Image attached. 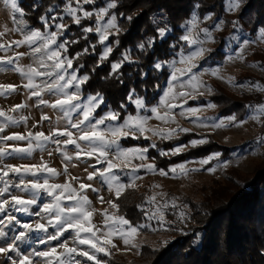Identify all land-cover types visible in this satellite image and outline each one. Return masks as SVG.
<instances>
[{
	"label": "snow or ice",
	"instance_id": "obj_1",
	"mask_svg": "<svg viewBox=\"0 0 264 264\" xmlns=\"http://www.w3.org/2000/svg\"><path fill=\"white\" fill-rule=\"evenodd\" d=\"M6 5H9L14 14H18L19 17H24L25 12L18 6L17 0H4ZM96 0H75V6L73 0H67L63 6V14L57 13L59 5H52L45 8L43 14L37 18V22L43 26V30L30 29L25 31L27 27L23 19L17 20L16 15H13L12 19L19 27L14 28L13 31H19L22 33V38L19 40H13L8 44H0V51L7 53L13 46L19 48L21 46H27L30 50V54L34 59L33 64L21 65L19 61L26 54L15 52L13 56L0 57V72H7L9 70L19 74L22 80H26V83L22 84V87L27 92V98H35L37 106L50 107L54 110L62 113L61 119L67 120V126L63 129H53L48 135L44 132H32L28 131L26 134L13 133L10 135H2L6 128L10 125H19L24 123L26 125L27 118L23 115L18 118L7 114L5 111L0 110V145H7V142H26V147L19 146H0V162L3 158L16 154L18 156H31L32 153L39 149L41 151L46 150L48 143H54L57 145L56 151L61 153L63 160L71 161L73 156H70L67 152V146L73 145L76 149L74 156L79 160L82 157L94 158L96 164L102 166V170L95 168L93 165V171L87 175V180L92 181L94 178L99 177L109 187V190L115 192L117 199L121 196L122 191L126 187H132L133 183L139 177L136 174L138 168L145 169L149 172H158L161 176H166L171 173L173 176L177 174L187 175L190 171H199L204 166L209 165L210 161L218 159L220 153L216 152L209 155L206 158H202L198 161H186L172 165L167 170L158 169L155 164H139L132 165L129 183L125 185L120 181V177L113 173V169L117 165L113 162L120 160L123 162L124 168L129 167L132 159H138L143 161L147 157L149 148H155L156 145L150 144L146 147H123L120 144L122 138L131 137L134 140H138L141 137L148 139L144 136L146 131H152L153 135L159 137L162 140H171L178 138V133H188L190 130L186 128H172L168 130H150L145 128V124L150 118H155L165 124L174 121V112L176 108H181L180 115L193 118L194 122L200 124V126H208L197 115L199 112L205 109H213L216 107L214 103H206L204 107H192L188 106V101L196 100L197 98L205 95L207 92L212 94V89L200 78L201 73L194 71L198 68L200 60L205 58L206 53L211 52V49H206L203 45L206 41L214 39L212 36L213 31L222 30L223 26L228 21L223 19V16L217 17L215 12L209 9L203 15V21H211L208 27L199 28L198 22L200 17L198 10L202 5L198 2L193 4V9L190 14V18L186 21L188 25L185 33L180 37V40L187 43V55H181L179 63L184 65L183 68L176 69L173 67L171 76L167 80V87L162 89V95L159 96L158 103L152 106L146 111H150L151 116L141 115L139 110L144 109V101L140 98L131 100L134 89L130 91L126 100H131L135 104L137 114L123 115L122 112L126 111L127 104L122 102L120 104V111L114 110L111 107L108 108L103 115L97 117L95 115L98 109H101L105 104V97L101 93L94 95L90 94L85 98H82L81 89L82 86L90 81L88 74L79 75L78 73L85 67L83 64L77 66L76 63L81 57L89 54V47H84L82 51H78L75 55L70 52V45H78L79 40L67 39L66 33L71 30L70 25L63 23L65 17L71 18V23L78 26L82 33L83 39L88 41V34L95 32L98 37V43L103 46V50L99 56L97 65L93 68V72L96 68L100 67L103 62L109 59L110 54L113 52V47L109 41V36H118L121 29L117 23L118 16L115 11L110 10L118 9V0H107L106 6H101L98 9L94 8L92 11L85 10V5H94ZM44 7L41 3L33 4V12L39 11ZM240 0H224L223 11L225 13H231L239 9ZM56 13V14H54ZM82 13V15H80ZM123 16V13L120 14ZM95 17V25L85 26L82 24L83 20H91ZM105 17H108L105 21ZM131 20V17H128ZM102 21H105L102 23ZM160 20L153 18L152 23L158 24ZM233 27V35L231 39H236L235 33L241 29L239 24V18L231 21ZM184 28L185 25H180ZM52 29H55L54 31ZM160 38H164L166 33L171 29L168 27H160L157 29ZM198 33H203L201 39ZM2 35V33H0ZM256 38L264 40V27H261L256 33ZM109 41L108 44L105 42ZM119 39L116 40V44L119 45ZM154 39L148 41V47H154ZM244 44L250 43L245 40ZM196 46L194 50L188 51V48ZM94 51L95 44L90 45ZM138 48L141 51H146L144 43H140ZM244 50L241 49L238 52L235 59L244 60ZM255 54V53H253ZM127 63H134L131 59L130 50H125L122 53V58L111 64V71L109 76H113L118 73L122 65ZM161 63H156L155 68H161ZM254 66L264 71V61L255 62ZM210 74L213 77L218 75L216 69H212ZM236 87H244V84L231 81ZM250 88L257 91H264V87H261L259 82H252L248 80ZM20 86L17 85H0V96H8L18 91ZM69 89H74L69 91ZM53 94L57 98L51 103L44 99V95ZM27 106L26 102L13 106L10 111L17 112ZM246 109L247 117L245 120H237L236 114H232L228 117L221 118L219 122H214L211 127L219 129L226 127L227 124L243 125L247 120H253L264 125V102L253 105L252 103L243 106ZM161 109L163 111H161ZM76 113L79 119L73 121L72 115ZM46 115L41 116V123L48 120ZM34 125L33 127H35ZM75 130V131H73ZM108 136L112 138L109 139ZM64 138V139H61ZM83 142V143H82ZM209 141L206 138H193L188 144H179L169 151L158 149L160 156H176L181 154L187 148H196L197 146L204 145ZM257 145L264 144V135L257 137ZM109 149L113 150L112 159H109ZM51 156L52 153L49 152ZM198 163L200 168H188V164ZM209 172L215 171L214 168H207ZM9 173L15 174L19 177V183L12 184L5 179L9 176ZM46 174V175H45ZM67 174V166H65V172ZM60 175L56 169L48 166L47 162L41 160L40 164L32 165H6L4 168H0V182L3 186L0 187V213H6L9 209L25 213L29 215L39 216L42 219H46V223L37 221L33 225L32 223L20 222L13 215L7 216V221L11 223L15 221L22 231L15 236L12 244H8L7 247H0V254L6 257L5 264L8 260H11L10 253L15 251V241H20L25 238L26 234L32 231L47 233L49 226L55 228L54 234H49L46 238L39 240L40 244L48 245L52 241H59L66 232L71 230L74 234L73 243L74 246L69 247L67 241L59 243V247L64 251L57 253L56 247H49L47 251H36L33 254L38 257L46 258L48 264H81L80 260L75 259L76 256L86 258V261H91L93 264H102V261L98 259V254L104 256L110 255V248H115L113 238L118 237L127 247L131 244V247L135 248V243H131L139 229L147 228L149 225L139 224L133 225L125 216L104 213V227L100 228L92 223V216L94 210H89L90 200L86 194V190L91 189L96 192L97 189L93 188L91 184L80 183L79 189L74 188L68 181L64 183H50L51 178H55ZM25 176H31L33 179L25 181ZM41 179L43 183H41ZM73 180H78L77 177H73ZM10 188H15L22 193H30L29 198L25 199L23 196L13 195L10 192ZM41 193L46 194L50 198L49 202H45L39 207V211L29 213V206L37 204V198L41 196ZM10 197V199L4 197ZM102 200V198H101ZM65 201L71 202L65 204ZM148 202L153 204L155 211L150 215L145 212V216L149 220H156L160 229H167L170 227V223L165 221L162 209L169 207L176 208L175 200L165 201L163 205L155 204V196L148 198ZM113 209L118 210L119 205L113 201H108ZM139 207V206H138ZM187 208V205H184ZM187 218L185 211H180L178 219L183 222ZM5 223L4 219H0V225ZM98 233H100L98 235ZM0 236H4V233L0 231ZM76 245H86L87 248H79ZM12 264H17L16 260H12ZM19 264H33L32 260L25 256L19 260Z\"/></svg>",
	"mask_w": 264,
	"mask_h": 264
},
{
	"label": "rangeland",
	"instance_id": "obj_2",
	"mask_svg": "<svg viewBox=\"0 0 264 264\" xmlns=\"http://www.w3.org/2000/svg\"><path fill=\"white\" fill-rule=\"evenodd\" d=\"M20 1L17 0L18 6H20ZM65 3L67 0H64ZM73 5L75 6V0H73ZM64 6V5H63ZM106 6V4H105ZM85 8V6H84ZM22 9V8H21ZM94 9V8H93ZM88 10V11H92ZM98 9V8H97ZM63 10V7H62ZM85 10H87L85 8ZM110 10V14H111ZM238 9L234 12H231L229 14L237 12ZM56 14V13H54ZM63 14V11L60 13ZM13 15H16L17 20L23 19L26 24L25 31L30 29H37V27H34L24 17H19L18 14H14L10 8L9 5H6L4 3V0H0V44H8L13 40H19L22 38V33L19 31H13L14 28L19 27L17 24L13 22ZM82 15V13H80ZM199 15V13H198ZM70 18V17H69ZM108 17H105V21ZM153 18H156L160 20L158 24H155L157 28L165 27L167 25V18L166 15L162 12H157L154 15L151 16V20ZM190 18V17H189ZM188 18V19H189ZM71 19V18H70ZM187 19V20H188ZM186 20V21H187ZM105 21H102L105 22ZM186 21L184 22L185 27L183 29V34L185 33L188 25L186 24ZM211 24V21H203V16L200 17V20L198 22L199 28L208 27ZM95 25V17L93 16L91 18V25L87 26H93ZM231 29L223 26L222 30L219 31H213L212 36L214 37L211 41H206V43L203 45L206 49H211L212 51L209 53H206L205 58L200 60V63L198 65V68L194 71H197L198 73H201V79L211 88L213 89L214 85H219L226 89V91L232 92L234 94H241L246 93L250 94L252 99L258 98L260 95L264 96V91H257L255 89H252L248 85V80L250 79L252 82H259L261 87H264L263 80H264V71L256 68L254 66L255 61L250 58V55L255 51H262L264 48V40L257 39L256 33L259 31L260 28L257 29L255 35L253 37L249 36L247 31H245L242 26L239 31L235 33L236 39H231V36L233 35V27L230 23ZM43 30V29H42ZM53 31L55 29H52ZM227 32L224 37H222L221 32ZM95 33V32H93ZM96 34V33H95ZM182 34V35H183ZM199 37L203 38V33H198ZM97 40H99L98 35ZM112 36V35H110ZM109 36V37H110ZM222 37V39H221ZM219 39H221V45H220V52L223 56L218 57L217 51L214 50V41L217 42ZM245 40L250 41V43L244 44L243 42ZM110 41V40H109ZM109 41H106L105 43L108 44ZM115 43V42H114ZM101 46V52L103 50V46ZM112 46V45H111ZM196 46H192V48H188V51H192L195 49ZM187 48V43L183 41V48H181L177 53L176 57L174 59H170V61L166 62L165 65L169 67L170 73L168 78L171 76V73L173 71V67L176 69L183 68L184 65L180 64V57L181 55H187V51L185 49ZM241 49L244 50L243 54L245 59H235L234 57L237 56L238 52L241 51ZM15 52L25 53L26 55L20 59L19 64L21 65H29L34 63V59L30 54V50L27 46H21L19 48H15L13 46L7 53L0 51V57L7 56H13ZM100 52V54H101ZM162 65V64H161ZM212 69H216L218 72V75L216 77H213L210 74V71ZM167 80L164 84L163 88L167 87ZM231 81H236L239 83L244 84V87H236L231 83ZM26 80H22L21 76L11 70L7 72H0V85H17L20 86L18 91L15 93H12L8 96H0V110L5 111L9 115H13L15 117H19L23 115L27 118L26 125L24 123H21L19 125H10L6 128L5 132L2 135H10L13 133H20V134H26L28 131L32 132H44L45 135H48L53 129H63L67 126V120L61 119L62 113H60L57 110H54L50 107L45 106H37V101L35 98L28 99L27 98V92L22 87L23 83H26ZM162 89L159 96L162 95ZM74 89H69V91H73ZM82 95V94H81ZM209 95L207 92H205V96ZM88 95H82V98L87 97ZM156 101L154 105L158 103L159 100ZM57 98V96L53 94L46 93L44 95V99L48 100L50 103L54 101ZM138 97L131 98V100H135ZM143 100V98H140ZM130 100V102H131ZM144 101V100H143ZM188 101V106L192 107H204L206 103H209L211 101L207 100L204 103L197 102L195 105H192ZM196 101V100H194ZM27 106L23 109H20L17 112H11L10 109L18 104L25 103ZM132 103V102H131ZM212 103V102H211ZM134 106L135 104L132 103ZM145 105V104H144ZM152 105V106H154ZM152 106H146L144 109H140L139 112L141 115H149L151 116L150 111H146V109H150ZM136 109V106H135ZM212 109H205L204 111L199 112L197 115L201 118V120L204 121L205 124L208 126H200L199 123L194 122L193 118L186 117L180 115V112L182 111L181 108H176L173 110L174 112V121L170 123H163L155 118H150L147 123L145 124L146 129L150 130H168L172 128H186L190 131L188 133L195 132L199 136L195 138H206L209 140H214L218 146L217 149L211 150L207 155L204 157H193V158H187L184 161L177 162L174 164H170L166 168L163 166H159L157 163L158 161H163L162 158L158 160L155 158L154 155L148 154L146 159L143 161L138 159H132L131 164L129 167L124 168L123 162L120 160L113 161L117 167L114 168L112 171L114 174L118 175L120 177V181L123 182L125 185L129 183L130 179V173H131V167L132 165H139L141 163L143 164H149L153 163L156 165L158 169H165L167 170L172 165L184 163L186 161H198L202 158H206L209 155L219 152L220 157L218 159H214L210 161L209 165L204 166L199 171H190L187 175H180L177 174L176 176H173L171 173H169L166 176L159 175L158 172L152 173L145 169H139L137 170L136 174L139 179H136L133 183V186L130 188L135 189L136 191H143L146 192V200L145 202H141L136 210L137 215L135 218L137 221L130 222L133 225H139V224H146L149 225L147 228H142L138 230V233L135 235L131 243H135L136 247H131V244L129 246H125L123 241L119 239L118 237L113 238V243L116 245L115 248H110V255H113L115 253L123 255L128 258H133L137 256L140 247L142 245H149L152 247H158L160 245H164L166 242H168L170 239H172L179 231V225L183 222H181L178 219V214L180 211H185L186 214H188L190 210L191 204H199L202 202L203 199H209L212 194L215 196L217 193L224 188L223 186L226 185L228 189H232L231 187H238L241 186V181L244 178V176L251 174L255 167L259 164H264V144L257 145L256 140L257 137L264 135V125L261 123H258L253 120H247L246 123L243 125H233V124H227L226 127L223 128H213L211 127V124L214 122H219L221 118L228 117L231 114H224V115H214L211 112ZM161 111H163L161 109ZM106 112V111H105ZM104 112H102L101 115H103ZM137 114L136 112L133 115ZM46 115L49 117L48 120L41 121V116ZM100 116V115H99ZM98 117V116H97ZM237 120H245L247 117V112H245L244 115L241 117H238V114H236ZM76 115V113H73L72 119L73 121L79 119ZM36 125L35 127H33ZM75 131V130H73ZM186 133V135L188 134ZM183 133H178L177 136L181 135ZM144 136L148 137L147 140H149L150 144H156V141H161L159 137L153 135L152 131H146L144 133ZM109 139H111V136H108ZM128 138H122L120 140V144L123 147H133L126 145L123 143L124 140H127ZM64 139V138H61ZM193 138H189L186 143H176L174 146L169 148H157L156 152H158V149L169 151L170 149L174 148L175 146L179 144H188L190 140ZM165 141V140H162ZM83 143V142H82ZM0 146H6V147H12V146H19V147H26V142H7V145H0ZM57 145L54 143H48L46 146V150H35L32 155L29 156H18L16 154H13L11 156L3 158L2 162H0V168H4L6 165H13V166H20V165H32V164H40L41 160L47 162L48 166L51 168H54L57 170L60 175L56 176L55 178H51L49 180L50 183H64L65 181H68L72 184L74 188L79 189L80 183H86L91 184L93 188L97 189L96 192H93L91 189L86 190V194L90 200V206L89 210L93 211L92 216V223L100 228L104 227V213L107 212L108 214H115V215H122L121 211L118 209H113L111 205L108 203V201H113L115 203H118L117 198L115 196V192L112 190H109V187L106 183H104L102 180L99 179V177L94 178L92 181L87 180V175L89 172L93 171V165L95 168H99L102 170V166L99 164H96V161L94 158H87L82 157L81 159L77 160L75 159L74 153L76 151L75 147L73 145L67 146V152L70 156H73V159L71 161H65L63 160V157L61 153L56 151ZM138 147H145V146H138ZM188 149V148H187ZM109 159H112V153L113 150L109 149ZM49 152L52 153V155H49ZM171 156V155H169ZM65 166H67V174H64L65 172ZM188 168H200V165L198 163H191L187 165ZM214 168L215 171L209 172L207 168ZM46 175V174H45ZM235 177V179H231V177ZM73 177H77L78 180H73ZM8 181H10L12 184L19 183V177H17L15 174L9 173V176L6 177ZM25 181H30L33 179L31 176H25ZM43 183V180L40 181ZM3 186V183L0 182V187ZM129 189V187H126L121 195L124 193L125 190ZM233 191V190H231ZM10 192L13 195L23 196L25 199L29 198L30 193H22L18 191L15 188H10ZM155 196V204L163 205L165 201H172L175 200L177 207L172 208L170 205L167 208L162 209L165 221L170 223V227L165 229H160L158 226V222L156 220H149L145 216V212H148L149 215L155 211V207L153 204H150L148 202V198ZM4 198L10 199V197L6 196ZM102 198V200H101ZM50 198L46 196V194L41 193V196L37 198V204L29 206V213H34L36 211H39V207L42 206L43 203L49 202ZM71 202L65 201V204H70ZM184 205H187V208H184ZM120 208V207H119ZM13 215L16 217L17 220L20 222H27L32 223L33 225L35 222L40 221L43 223H46V219H42L39 216L29 215L25 213H19L15 212L11 209H9L6 213H0V219H4L5 223L3 225H0V231L4 233V236H0V247H7L8 244H12L14 241L15 236L19 233V231H22L19 227V225L12 221L9 223L7 221L8 215ZM123 216V215H122ZM55 228L49 226L48 232H37L32 231L26 234L25 238L20 241H15V251L10 253L11 260L7 261V264H12V260H16L17 264H19V260L23 257L27 256L29 257L33 264H48V260L46 258L35 256L33 253L36 251H47L49 247H56L57 253L63 252L64 249L60 248L58 245L61 242L67 241L69 247L74 246L73 239L74 234L71 230L66 232L64 236L59 241H52L48 245H43L39 243V240L42 238H46L49 234H54ZM100 233H98L99 235ZM79 248L86 249V245H76ZM75 256V259L80 260L81 264H93L91 261H86V258ZM104 256L102 253L98 254V259L102 261V264H104V259L109 257ZM6 257L2 254H0V264H5ZM53 264H55V261H53Z\"/></svg>",
	"mask_w": 264,
	"mask_h": 264
},
{
	"label": "trees",
	"instance_id": "obj_3",
	"mask_svg": "<svg viewBox=\"0 0 264 264\" xmlns=\"http://www.w3.org/2000/svg\"><path fill=\"white\" fill-rule=\"evenodd\" d=\"M44 7L33 12V4L41 3ZM107 0H96L94 5H85L87 10L105 6ZM197 0H118V9L115 11L117 23L121 29L118 36H110L109 40L113 52L109 59L100 67L93 68L99 61L101 46L95 33L88 34V41L83 39L79 27L71 23L69 17H65L63 23L70 25L71 30L66 33L67 39L79 40L78 45H70V52L75 55L84 47H89V54L74 62L85 67L78 73L88 74L90 81L82 86V95H94L101 93L105 97V104L98 109L95 115L111 107L120 111L122 102L127 104L123 115L134 114L135 106L126 100L127 94L133 89L132 98H143L146 106H152L158 99L162 87L169 76V67L165 65L170 59L176 57V53L183 48L180 37L183 29L180 25L190 17L193 4ZM202 7L198 10L199 17L211 9L217 17L223 16L225 27L231 29L230 23L239 18V24L253 37L258 28L264 27V0H240L237 12L229 14L223 11L224 0H198ZM64 0H21L20 6L25 12L24 18L39 29L43 26L37 22V18L43 14L46 7L59 5L57 13L62 12ZM157 12L166 15L167 25L171 29L164 38L158 35L157 27L152 23L151 16ZM123 13V16L120 14ZM128 17L132 19L129 20ZM82 24L91 25V20H83ZM227 32H221L224 37ZM221 37V39H222ZM119 39V45L116 40ZM154 39V47H148V41ZM221 39L214 41V50L218 57L223 56L219 51ZM115 42V43H114ZM144 43L146 51L138 48ZM95 44L93 51L90 45ZM130 50L134 63L125 62L118 73L109 76L111 64L122 58L125 50ZM255 53V54H253ZM250 55L253 62L264 61V48ZM156 63H161V68H155ZM264 84V80H263ZM250 94H234L226 91L219 85H214L211 95H203L190 101L192 105L197 102L204 103L209 100L216 105L211 110L212 114H245L246 104L253 105L264 102V96L252 99ZM199 136L195 132L186 135L183 133L178 138L171 140L156 141L155 148H149L148 154H152L160 160L159 166L167 167L170 164L181 162L187 158L204 157L211 150L217 149L218 144L209 140L204 145L196 148L189 147L176 156H160L157 148H169L176 143H186L189 138ZM123 143L129 146H148L149 140L141 137L138 140L129 138ZM217 147V148H216ZM235 179V177H231ZM215 196L203 199L199 204H191L187 218L179 225L180 231L164 245L152 247L142 245L137 256L128 258L120 254H113L104 259V264H264V164H259L254 171L244 176L241 186L231 187L226 185ZM233 190V191H231ZM146 192H139L129 188L117 199L119 210L126 219L136 222L135 216L138 205L146 200ZM137 213V214H136Z\"/></svg>",
	"mask_w": 264,
	"mask_h": 264
}]
</instances>
